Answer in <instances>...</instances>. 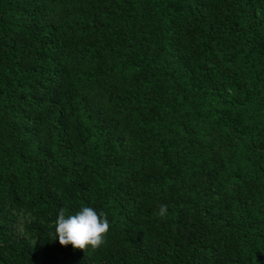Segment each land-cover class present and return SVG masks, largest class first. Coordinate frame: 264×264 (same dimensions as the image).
Returning a JSON list of instances; mask_svg holds the SVG:
<instances>
[{
    "label": "trees",
    "instance_id": "16d2710c",
    "mask_svg": "<svg viewBox=\"0 0 264 264\" xmlns=\"http://www.w3.org/2000/svg\"><path fill=\"white\" fill-rule=\"evenodd\" d=\"M0 264H264V0H0Z\"/></svg>",
    "mask_w": 264,
    "mask_h": 264
},
{
    "label": "clouds",
    "instance_id": "9594fccd",
    "mask_svg": "<svg viewBox=\"0 0 264 264\" xmlns=\"http://www.w3.org/2000/svg\"><path fill=\"white\" fill-rule=\"evenodd\" d=\"M66 210L60 208L55 220L53 233L60 245H71L74 249L85 250L87 247L98 249L105 243V235L109 230L107 215L98 213L92 207H83L73 215L66 216ZM158 215H167V205L158 207Z\"/></svg>",
    "mask_w": 264,
    "mask_h": 264
}]
</instances>
